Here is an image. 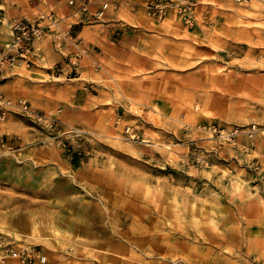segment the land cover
<instances>
[{
  "label": "rangeland",
  "instance_id": "374dc122",
  "mask_svg": "<svg viewBox=\"0 0 264 264\" xmlns=\"http://www.w3.org/2000/svg\"><path fill=\"white\" fill-rule=\"evenodd\" d=\"M87 1L110 4L76 25L87 49L60 23L50 52L0 61V96L38 113L0 120V236L44 257L6 264H264V6L160 25L149 0ZM0 5L2 57L27 16Z\"/></svg>",
  "mask_w": 264,
  "mask_h": 264
},
{
  "label": "built area",
  "instance_id": "2783aa9c",
  "mask_svg": "<svg viewBox=\"0 0 264 264\" xmlns=\"http://www.w3.org/2000/svg\"><path fill=\"white\" fill-rule=\"evenodd\" d=\"M69 4H73V1H69ZM89 4L90 2L87 0L80 3L79 13L84 16V19L90 16L89 18L100 20L110 9V4L104 1L91 15H87ZM145 7L147 15L156 21H163L170 14L176 16L184 24L192 25L195 21L196 0H149ZM60 22L61 19L53 12L40 14L32 20L16 21L11 26L12 42L10 47L14 50V54L0 57V61L9 65L19 64L23 61L28 64L30 58L36 57L38 54L36 43L43 41L49 35L55 40L56 45H59L60 38L67 34V31H64L60 26ZM11 110H19L30 118L38 117V113L25 101L21 99L12 101L0 96V120H4ZM255 129V126L249 128L246 131L247 135L252 137ZM237 133L238 130L236 129L231 135ZM0 145L5 146L3 143ZM34 256L44 259L32 247L26 245L16 249L9 241L0 236V264H6L10 258H17L22 262L30 263Z\"/></svg>",
  "mask_w": 264,
  "mask_h": 264
},
{
  "label": "crops",
  "instance_id": "0c3cea01",
  "mask_svg": "<svg viewBox=\"0 0 264 264\" xmlns=\"http://www.w3.org/2000/svg\"><path fill=\"white\" fill-rule=\"evenodd\" d=\"M75 1H76V5H77L78 4V0H75ZM133 1H138V6H140V7L143 8L144 5H145V3L148 0H133ZM253 1H255L258 4H261L262 6H264V0H249L247 2H240V0H196V3H198V4L200 3V5L198 7L199 9H203L205 7H208L209 9H211V12H212V10H214L217 13L218 12V9H219L220 11L222 10L221 11L222 13H228L229 14V12H223V11H229V9H231L232 6H240L242 4H251ZM13 4H14V1L13 0H2V6H5V8H6L5 9V11H6L5 14L8 17L17 16V15H21L22 16V14H25L27 16V18H25L26 20H32L35 17H37L39 14H45V13H49V12L55 13L60 19L63 20L60 23H62L64 25H72V27H73L72 28V33H74V35H76L79 39H81V41L83 43L81 46L87 49V46L88 45L80 37L79 32H77L75 30L76 25L79 24L80 21H81V19L83 18V15L79 13V5L77 6L78 8L75 7L77 9V10L75 9L77 13L76 12L74 13V11H73L74 7L73 8L68 7L66 5L65 0H57L56 3H51L50 0H37L36 3H34L33 6H30V5H27L26 4L27 7L25 6L21 11H20V9L18 11H13V8H14L12 6ZM212 6H213V8H212ZM15 8H19V6L16 5ZM60 8H66V9L65 10H62ZM248 10L249 11H253L254 8L253 7H250ZM255 13L256 14H263L264 15V11H263L262 8H259V10H255ZM232 14H234L235 16H238V13L237 12H232ZM173 16H174L173 14L168 15L167 20H165L164 22L160 23V25L161 24H169L170 25V23L172 21V18L171 17H173ZM137 21L140 22V23H142V24H147L148 23L145 18L142 19V20H137ZM216 21H218L219 25H221L222 22H223V20L221 22V18L220 17H218ZM216 21L215 20H212V22H216ZM214 24L215 23H213L212 25H210V26H208V27L205 28L204 25H202L201 23H199L195 28L190 29L188 31H191V32L198 31L201 34H204L205 33V32H203L204 29H209V28L213 27ZM7 32L8 33H7L6 40H7V42H9V41H11V38H12L11 37V30L8 29ZM48 42L49 41H46V40L42 42V46L44 45L42 47V50H44L43 53H45V54H46L47 51L50 52V50H51V45ZM69 49H74V48H72L70 46H67V47L64 48V50H69ZM85 55H87V57H88L89 56L88 55V52H86ZM44 57H45V55H44ZM16 69H14V68H7L6 71L15 72ZM31 69L32 70H30L28 72H31L32 71V73H34V72H37L38 71L35 66H33ZM9 83H10V80L6 82V84H9ZM1 88H3V87H1ZM6 95H8L7 98L21 99V100H25V101L27 100V99L21 97L20 94H18V93L15 94V92H12V90H10V92L8 94H6Z\"/></svg>",
  "mask_w": 264,
  "mask_h": 264
},
{
  "label": "bare ground",
  "instance_id": "6f19581e",
  "mask_svg": "<svg viewBox=\"0 0 264 264\" xmlns=\"http://www.w3.org/2000/svg\"><path fill=\"white\" fill-rule=\"evenodd\" d=\"M172 200H173V202H174V199H172ZM173 204H174V203H173ZM31 233H32V232H31ZM34 233H35V232H34ZM34 233H33V234H34ZM49 237H50V236H49ZM54 251H55V250H54ZM186 260H187V259H186ZM203 264H204V263H203Z\"/></svg>",
  "mask_w": 264,
  "mask_h": 264
}]
</instances>
